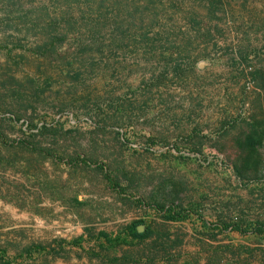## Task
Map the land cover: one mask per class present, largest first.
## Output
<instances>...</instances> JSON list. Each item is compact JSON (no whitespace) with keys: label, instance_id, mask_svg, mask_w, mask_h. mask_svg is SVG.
<instances>
[{"label":"rangeland","instance_id":"obj_1","mask_svg":"<svg viewBox=\"0 0 264 264\" xmlns=\"http://www.w3.org/2000/svg\"><path fill=\"white\" fill-rule=\"evenodd\" d=\"M260 69L264 0H0V255L221 264L264 245V172L233 169L264 121ZM172 207L191 219L164 220ZM137 220L153 233L101 258L55 244ZM34 244L47 251L19 256Z\"/></svg>","mask_w":264,"mask_h":264},{"label":"trees","instance_id":"obj_2","mask_svg":"<svg viewBox=\"0 0 264 264\" xmlns=\"http://www.w3.org/2000/svg\"><path fill=\"white\" fill-rule=\"evenodd\" d=\"M253 78L257 81L263 80L264 82V69L255 71L253 73ZM250 127L251 130L246 135L245 139L238 141V146L241 153L233 165L235 175L243 182L249 181L252 177H254L256 181H259L261 173L264 172V160L261 152V149L264 148V121H255L250 125ZM30 129H38V125L32 124ZM44 130H46V128H44L43 131ZM41 131L42 130H40V132ZM74 202L77 206L85 205V203L80 201L78 198H75ZM159 212L164 220L172 222L188 221L192 216L190 212L186 210H180L176 207H172L167 210L161 209ZM144 223V220L131 222L125 228L121 229L115 234H109L106 232L95 233L93 229L87 228L84 234L78 238H75L71 241H55V244L59 250H61V252H64L67 247L79 248L86 251L83 243L84 241H87L92 243L94 246L91 251H87L89 257L101 258L102 252L104 251H115L117 247L123 245L141 244L146 237L153 233L149 228L142 233L138 231L139 226L143 225ZM254 229L255 232L253 233L262 236L264 239V226H258ZM84 235H86V238ZM95 248H97L100 252H95ZM45 251H47V247L34 244L27 247L19 256L32 257L34 253L39 254L44 253ZM50 253L59 255L58 251H56L54 248H52ZM114 261H116V259ZM0 263L13 264L11 261L5 260V258L1 255Z\"/></svg>","mask_w":264,"mask_h":264},{"label":"crops","instance_id":"obj_3","mask_svg":"<svg viewBox=\"0 0 264 264\" xmlns=\"http://www.w3.org/2000/svg\"><path fill=\"white\" fill-rule=\"evenodd\" d=\"M84 236L86 238V235H84ZM217 238H218V236H217ZM218 244H219V246H217V250L226 251L229 248V247H226L224 245H221L220 242H218L217 245ZM254 251L257 253V262L256 263L253 261V258H250V255L252 253L254 254ZM41 254H43V253H39L37 256L39 257ZM119 256H120V254L117 253V255L115 254V256L113 257V259L114 260L116 259L119 261L120 260ZM235 260L236 259H233L232 257H228V258H225L224 262H222L221 264H233L235 262ZM234 264H264V245H261L259 248H256V249L252 248V246L248 247V245L243 247L242 252L240 254V258L237 259V263H234Z\"/></svg>","mask_w":264,"mask_h":264},{"label":"built area","instance_id":"obj_4","mask_svg":"<svg viewBox=\"0 0 264 264\" xmlns=\"http://www.w3.org/2000/svg\"><path fill=\"white\" fill-rule=\"evenodd\" d=\"M252 58V56H250V59ZM249 71L252 72L253 69L252 68H249ZM253 84H254V79L253 78H248V81H247V84H246V89L247 90H251L252 87H253ZM248 108V104H245L244 107H243V110L241 112V115H245V111L246 109Z\"/></svg>","mask_w":264,"mask_h":264},{"label":"water","instance_id":"obj_5","mask_svg":"<svg viewBox=\"0 0 264 264\" xmlns=\"http://www.w3.org/2000/svg\"><path fill=\"white\" fill-rule=\"evenodd\" d=\"M138 231H139L140 233L142 232V228H141V226H139Z\"/></svg>","mask_w":264,"mask_h":264}]
</instances>
